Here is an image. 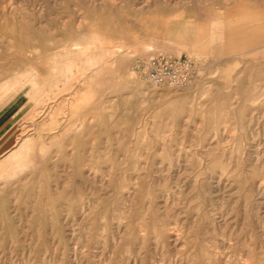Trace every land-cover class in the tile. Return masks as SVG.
I'll return each mask as SVG.
<instances>
[{
    "label": "rangeland",
    "instance_id": "obj_1",
    "mask_svg": "<svg viewBox=\"0 0 264 264\" xmlns=\"http://www.w3.org/2000/svg\"><path fill=\"white\" fill-rule=\"evenodd\" d=\"M0 264H264V0H0Z\"/></svg>",
    "mask_w": 264,
    "mask_h": 264
},
{
    "label": "built area",
    "instance_id": "obj_2",
    "mask_svg": "<svg viewBox=\"0 0 264 264\" xmlns=\"http://www.w3.org/2000/svg\"><path fill=\"white\" fill-rule=\"evenodd\" d=\"M196 60L157 54L138 65L140 77L147 83L160 87L170 85L175 88L190 86L199 71Z\"/></svg>",
    "mask_w": 264,
    "mask_h": 264
},
{
    "label": "bare ground",
    "instance_id": "obj_3",
    "mask_svg": "<svg viewBox=\"0 0 264 264\" xmlns=\"http://www.w3.org/2000/svg\"><path fill=\"white\" fill-rule=\"evenodd\" d=\"M89 46V45H88ZM151 48V46L150 45H148L147 46V50H149ZM85 48L83 47V48H81V47H76V48H74V47H72V45L69 47V48H66V53H71V52H77V53H82V54H84L85 53ZM116 51H120V47L118 46L116 49H115ZM88 51V50H87ZM86 63L89 65V64H92L95 60H94V58L93 57H87L86 58ZM74 63V62H73ZM79 63H81V62H79ZM10 157H13V155L12 156H10ZM15 165L16 166H18V165H20V162L18 161V162H16L15 163Z\"/></svg>",
    "mask_w": 264,
    "mask_h": 264
}]
</instances>
